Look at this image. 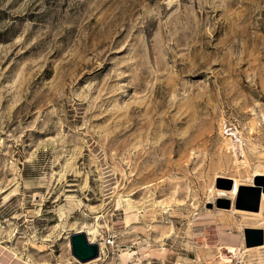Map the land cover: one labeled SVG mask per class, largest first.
<instances>
[{
  "label": "rangeland",
  "instance_id": "rangeland-1",
  "mask_svg": "<svg viewBox=\"0 0 264 264\" xmlns=\"http://www.w3.org/2000/svg\"><path fill=\"white\" fill-rule=\"evenodd\" d=\"M257 171L264 0H0V264H264Z\"/></svg>",
  "mask_w": 264,
  "mask_h": 264
},
{
  "label": "water",
  "instance_id": "water-1",
  "mask_svg": "<svg viewBox=\"0 0 264 264\" xmlns=\"http://www.w3.org/2000/svg\"><path fill=\"white\" fill-rule=\"evenodd\" d=\"M227 180L229 188H231V181ZM245 190H250L251 194H243ZM264 193V175H258L255 178V185L240 187L237 198V206H247L249 210L259 211L261 205L262 194ZM239 208V207H238ZM245 244L248 247H254L264 244V230L255 228H246ZM72 255L81 263H88L100 256V245L96 242L90 241L86 232L79 231L74 233L70 239Z\"/></svg>",
  "mask_w": 264,
  "mask_h": 264
},
{
  "label": "bare ground",
  "instance_id": "bare-ground-1",
  "mask_svg": "<svg viewBox=\"0 0 264 264\" xmlns=\"http://www.w3.org/2000/svg\"><path fill=\"white\" fill-rule=\"evenodd\" d=\"M227 148H232L234 149L235 148V143L230 142L228 145H227ZM230 152V151H229ZM258 175H264V172H260V171H257L253 174V177H252V182L250 184V186H254L255 185V177L258 176ZM229 179L233 180V188L231 189L230 192H232V194L234 195L233 198H235V196L237 195V193L239 192V189L240 187L242 186V183L239 182L237 179L233 178V177H230ZM249 184V183H248ZM245 185V183H244ZM246 186V185H245ZM264 202V193L262 194V198H261V205H260V209L262 207V203ZM236 208V207H235ZM236 210V209H235ZM242 211V210H241ZM239 212V211H238ZM246 212V211H245ZM249 212V211H248ZM253 212V211H252ZM260 212V210H259ZM255 213H258L255 212ZM255 229H260V228H255ZM87 235L88 237L90 238L91 241L93 242H97V237L99 236L98 234V229L96 227H92V228H89V230L87 231ZM100 246H103L104 244L103 243H99ZM246 245V244H245ZM248 247V246H247ZM226 250L229 251V253H232L234 254V257H237L238 254H239V251H240V248L238 246H233V245H227L224 247ZM220 251V249H219ZM218 251V252H219ZM239 257V256H238ZM235 259V258H234ZM227 263H231V258L230 257H225L224 259Z\"/></svg>",
  "mask_w": 264,
  "mask_h": 264
},
{
  "label": "built area",
  "instance_id": "built-area-1",
  "mask_svg": "<svg viewBox=\"0 0 264 264\" xmlns=\"http://www.w3.org/2000/svg\"><path fill=\"white\" fill-rule=\"evenodd\" d=\"M113 244V236H110L107 241H106V245H111ZM100 254H101V248H100Z\"/></svg>",
  "mask_w": 264,
  "mask_h": 264
},
{
  "label": "crops",
  "instance_id": "crops-1",
  "mask_svg": "<svg viewBox=\"0 0 264 264\" xmlns=\"http://www.w3.org/2000/svg\"><path fill=\"white\" fill-rule=\"evenodd\" d=\"M226 239H227V238H226ZM231 239H233V241H232V240L230 241V238H228V239H227V243L230 244V245L235 244V243H236V238L231 237ZM233 246H234V245H233ZM93 261H94V260H93ZM91 262H92V261H91ZM17 264H19V263H17Z\"/></svg>",
  "mask_w": 264,
  "mask_h": 264
}]
</instances>
